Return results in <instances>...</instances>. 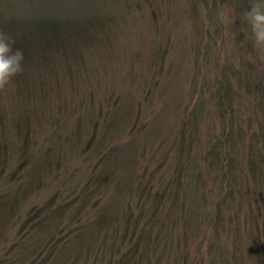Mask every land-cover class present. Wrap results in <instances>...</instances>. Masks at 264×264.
<instances>
[{"label": "rangeland", "instance_id": "obj_1", "mask_svg": "<svg viewBox=\"0 0 264 264\" xmlns=\"http://www.w3.org/2000/svg\"><path fill=\"white\" fill-rule=\"evenodd\" d=\"M151 3L164 12L158 24L169 35L153 88L145 77L165 33L157 36ZM61 6L38 0L32 23L55 17ZM190 8L189 0L108 1L103 10L120 29L111 30V42L85 49L81 79L62 78L55 90L18 82L24 92L14 98L12 78L0 90V264H110L112 245L124 242L122 212L139 214L140 197L135 172L128 177L124 161H113L136 149L137 173L152 175L143 207L156 212L143 222L141 264H264V255L257 261L246 251L260 241L251 212L264 210V91L241 87L245 80L264 85V46L249 53L251 72L238 71L233 8L221 5L211 19L204 7ZM119 101L141 108L140 121L122 119ZM23 112L54 139L29 156L28 173L16 172L25 160V130L17 126ZM130 142L133 150L124 147ZM32 207L54 210L50 224H24Z\"/></svg>", "mask_w": 264, "mask_h": 264}, {"label": "trees", "instance_id": "obj_2", "mask_svg": "<svg viewBox=\"0 0 264 264\" xmlns=\"http://www.w3.org/2000/svg\"><path fill=\"white\" fill-rule=\"evenodd\" d=\"M37 1L38 0H0V30H3L6 34L11 36L15 41L13 46L14 49H21L24 55L22 61L23 72L13 77L18 86L13 95L14 98H17V96L19 97L24 92L23 85H18V82H21V84L29 82V84H37L44 86L43 88L55 90L56 87H54V84L60 83L62 78V80L71 79L72 81L77 78L81 79L84 76L83 71H85L82 66V64L86 62L84 54L85 49L94 46L99 40L104 39V41L111 42L117 35L116 30H111L117 27L118 30L120 29L119 21L114 20L115 15L110 12H104L103 10V7L111 0H103L104 4L102 5V0H61L62 6L58 9L55 17H50L44 23L36 26L32 23V16H34L33 10ZM149 1L152 2V0ZM189 2L190 7L192 4L190 11L195 12V10L202 6L204 8L200 10H205L207 12L205 18L209 17V19L220 12L221 5H228L233 8L235 20L231 30V39L233 42V40L235 41L233 35L237 37L238 44L236 41L235 44L238 48L235 50V60L232 59L238 64V71L242 69L244 72H251L253 70V66L251 67L252 62H249L247 57L251 51H254V42L253 39L250 38L252 37V33L243 17L252 3H264V0H211V2L210 0H189ZM217 10L218 12H216ZM150 12L156 22L157 36L160 33H165V36L163 35L164 41H156L158 44L157 49L155 48L156 50L154 49L151 55L150 67L145 77L146 83L150 85V88H153V85H156L154 83L160 82L159 78L156 79L158 75L156 69L158 63H162L160 62L162 59L160 57L161 54L167 52V50H164V47H168L169 35L165 32V30H167L165 25L158 24L159 17L164 14V12L158 9L157 5L154 3H151ZM81 73V76H75ZM255 86L257 89L264 91V85L260 83L259 80H245L241 85L243 89L251 93L255 91ZM150 92L148 93V91H146L144 94H150ZM33 93L37 95V91ZM227 98L229 99L230 96ZM119 103L120 101L116 109L119 108L120 112L118 113H120L122 119L127 120L131 116L130 120H135V123L140 121L142 116L141 108L136 110V108L134 109L130 104H122L127 105L122 106L121 103ZM124 109H126V111H123ZM23 113V117L20 116L22 118L19 119L17 126L25 130L19 146L20 153L25 157V160L16 169V172L23 170L25 173H28L29 171L27 168L30 166L28 164L29 156L32 155L35 157L37 155L36 153H43L45 143L53 141L54 139L49 138L51 136L48 137V135L43 134L41 131H36V128L33 127L35 121L33 119L34 116H30L26 112ZM148 126L149 124L146 122L144 129L146 130ZM179 139L180 138L177 140ZM91 142L96 141L92 139ZM132 142L125 144L124 147L130 144V148L133 150L134 144ZM120 146H123V144H120ZM120 146L117 148V151L121 148ZM139 150L140 149H136L132 152L122 153L121 159L119 158L117 161H113V163L117 164L120 161H124L122 166L128 177L134 175L133 172H135V179L140 188L137 186L133 187L135 191L133 194H138L140 197L139 201L136 202V208L139 214L135 215L132 209L127 210L128 212H122V218L125 217L123 231L124 242L121 244L122 247H119L117 243L112 245L110 264H141L140 261L143 258L141 244L146 236V227L143 228V222L146 218L151 223L156 217V212L152 213V211H145L143 207L144 202L148 203V201L144 200L148 197V188L150 187L152 175H150V178H147L149 174L148 168L145 170L141 168L142 172L137 173L136 167L138 159L135 157L134 152H138ZM258 154H260L259 161L263 162L260 171L263 176L264 155L261 153ZM170 155L171 153H169V156ZM216 155H218V153H216ZM219 156L220 154L217 157L219 158ZM207 157L209 156L207 155ZM181 168L182 167L178 166L179 170ZM232 170L233 164L231 163L230 171ZM173 181V178L171 181L166 179L163 183L164 190L162 191L161 202L163 196H166L169 190H171ZM122 187L124 188L122 185L119 188ZM55 197L57 196L54 195L52 199ZM257 209L256 212L254 210L251 212L252 217L250 219L254 221L252 225L254 228L259 222L260 241L249 245L246 251L250 257H254L259 261L260 256L264 255V210L259 209V207H257ZM57 210L56 212H60ZM53 212L54 210L49 209L44 212L43 207L39 209L37 207H32L26 213L27 218L24 224L30 225L35 223V221L38 222L35 223V226L45 224L47 221L50 224ZM98 224L99 227L103 224V218L100 219V223ZM59 228L62 232L65 231L64 228L60 227V224ZM241 232L242 230L240 228L235 236H239L238 234ZM65 236L60 237V239ZM31 263L37 264L34 259Z\"/></svg>", "mask_w": 264, "mask_h": 264}, {"label": "clouds", "instance_id": "obj_3", "mask_svg": "<svg viewBox=\"0 0 264 264\" xmlns=\"http://www.w3.org/2000/svg\"><path fill=\"white\" fill-rule=\"evenodd\" d=\"M244 20L252 33L254 46H264V3L254 2L244 13ZM15 41L0 30V90L8 85L12 78L23 72L24 59L21 49H14Z\"/></svg>", "mask_w": 264, "mask_h": 264}]
</instances>
